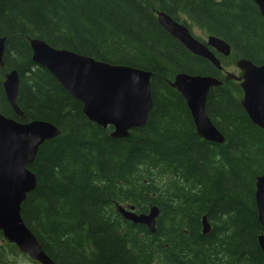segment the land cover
<instances>
[{
	"label": "trees",
	"instance_id": "obj_1",
	"mask_svg": "<svg viewBox=\"0 0 264 264\" xmlns=\"http://www.w3.org/2000/svg\"><path fill=\"white\" fill-rule=\"evenodd\" d=\"M158 11L200 26L206 39L229 42V55L217 54L223 67L240 56L264 61V17L253 0H0V112L60 129L28 164L37 183L21 204L22 217L57 264H263L254 190L264 169V129L241 105L239 82L171 35ZM34 36L149 70L153 101L145 124L117 137L111 125L89 119L81 101L33 61ZM11 68L20 78L16 103L24 116L3 90ZM180 71L221 80L210 87L206 110L223 142L197 133L170 83ZM116 203L139 212L157 205L155 231L124 218ZM0 241V264H14L17 246Z\"/></svg>",
	"mask_w": 264,
	"mask_h": 264
},
{
	"label": "water",
	"instance_id": "obj_2",
	"mask_svg": "<svg viewBox=\"0 0 264 264\" xmlns=\"http://www.w3.org/2000/svg\"><path fill=\"white\" fill-rule=\"evenodd\" d=\"M264 16V0H253ZM163 27L191 52L207 58L221 67L215 52L228 54L227 41L213 35L202 42L191 30L168 14L158 11ZM4 36H0V65H3ZM33 61L49 69L60 83L79 99L86 116L101 126L111 125L112 136H128L130 129L145 124L152 106L149 70L124 64H111L67 48L54 47L40 37H29ZM241 73L226 71V77L235 78L243 89L241 104L250 118L264 128V62L256 64L240 57L236 60ZM3 90L18 116H24L16 103L20 78L16 69L4 72ZM231 75V76H230ZM184 97L191 112L197 133L204 139L223 142V133L213 124L206 100L211 86L220 84L214 75L177 72L170 82ZM31 124V125H30ZM60 132L56 124L44 119L19 120L0 112V231L5 239L40 264H57L44 250L21 214V203L37 183L36 174L28 164L37 153L39 145ZM255 201L258 220L264 224V171L256 175ZM118 212L132 222L144 223L155 231L160 213L151 204L147 211H136L134 204L116 205ZM202 231L211 228L207 215L201 216ZM257 242L264 264V233L259 232Z\"/></svg>",
	"mask_w": 264,
	"mask_h": 264
},
{
	"label": "rangeland",
	"instance_id": "obj_3",
	"mask_svg": "<svg viewBox=\"0 0 264 264\" xmlns=\"http://www.w3.org/2000/svg\"><path fill=\"white\" fill-rule=\"evenodd\" d=\"M187 24L189 25V28L191 30V32L200 40H205L207 33L198 25H195L192 22L187 21ZM225 68L231 71H238V68L236 67L235 63H229L227 65H225ZM231 76V75H230ZM176 88V87H175ZM126 204V203H124ZM4 241H0V243H2ZM5 246H3L4 249ZM18 255L16 257L14 256H10V259L12 260L11 262H13L14 264H40L38 261H35L33 259H31L30 257H28L26 254L22 253L20 250H18Z\"/></svg>",
	"mask_w": 264,
	"mask_h": 264
},
{
	"label": "bare ground",
	"instance_id": "obj_4",
	"mask_svg": "<svg viewBox=\"0 0 264 264\" xmlns=\"http://www.w3.org/2000/svg\"><path fill=\"white\" fill-rule=\"evenodd\" d=\"M177 22L179 23V24H181V25H183V26H185V27H187V28H189V25L187 24V22L185 21V22H182V21H179V20H177ZM11 69H14V68H11ZM10 70V69H9ZM8 71V70H7ZM31 125V124H30ZM264 171V169L261 171V172H263ZM260 173V172H259ZM258 173V174H259ZM257 175V174H256Z\"/></svg>",
	"mask_w": 264,
	"mask_h": 264
},
{
	"label": "flooded vegetation",
	"instance_id": "obj_5",
	"mask_svg": "<svg viewBox=\"0 0 264 264\" xmlns=\"http://www.w3.org/2000/svg\"><path fill=\"white\" fill-rule=\"evenodd\" d=\"M223 71H225L226 70V68L225 67H223V69H222ZM238 73H240V71L238 70ZM226 79H231L230 77H227ZM221 84V83H220ZM240 85V84H239ZM242 91H243V89H242ZM252 121V120H251ZM253 122V121H252ZM254 123V122H253ZM255 125H257L256 123H254ZM258 127H260L259 125H257ZM260 128H262V127H260Z\"/></svg>",
	"mask_w": 264,
	"mask_h": 264
}]
</instances>
